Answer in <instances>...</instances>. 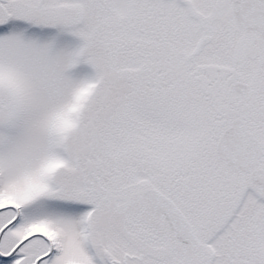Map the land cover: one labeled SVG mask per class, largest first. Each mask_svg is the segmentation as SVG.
<instances>
[{"label":"snow or ice","instance_id":"snow-or-ice-1","mask_svg":"<svg viewBox=\"0 0 264 264\" xmlns=\"http://www.w3.org/2000/svg\"><path fill=\"white\" fill-rule=\"evenodd\" d=\"M0 264H264V0H0Z\"/></svg>","mask_w":264,"mask_h":264}]
</instances>
